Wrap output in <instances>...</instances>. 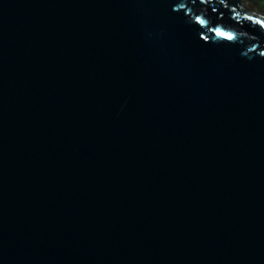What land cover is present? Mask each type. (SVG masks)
I'll use <instances>...</instances> for the list:
<instances>
[{
  "label": "water",
  "instance_id": "95a60500",
  "mask_svg": "<svg viewBox=\"0 0 264 264\" xmlns=\"http://www.w3.org/2000/svg\"><path fill=\"white\" fill-rule=\"evenodd\" d=\"M0 264H264V0H0Z\"/></svg>",
  "mask_w": 264,
  "mask_h": 264
}]
</instances>
